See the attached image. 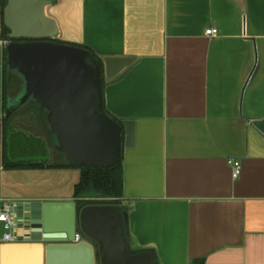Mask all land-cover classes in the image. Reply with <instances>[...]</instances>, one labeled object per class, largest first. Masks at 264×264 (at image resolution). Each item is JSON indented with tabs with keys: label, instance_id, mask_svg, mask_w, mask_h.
<instances>
[{
	"label": "crops",
	"instance_id": "0c3cea01",
	"mask_svg": "<svg viewBox=\"0 0 264 264\" xmlns=\"http://www.w3.org/2000/svg\"><path fill=\"white\" fill-rule=\"evenodd\" d=\"M48 15L59 42L134 59L103 96L114 118L135 123L123 150L135 248L158 264H264V0H55ZM2 25L0 8V199L78 200L79 168L6 167ZM22 244L0 245V264H39Z\"/></svg>",
	"mask_w": 264,
	"mask_h": 264
},
{
	"label": "water",
	"instance_id": "95a60500",
	"mask_svg": "<svg viewBox=\"0 0 264 264\" xmlns=\"http://www.w3.org/2000/svg\"><path fill=\"white\" fill-rule=\"evenodd\" d=\"M54 2L7 0L5 65L18 87L8 94L6 119L17 130L20 122L40 119L47 136L37 139L47 144L35 163L50 158L59 166L111 168L125 148L134 147L135 123L104 112V82L118 78L134 59L105 58L102 70L89 51L59 42L57 22L48 15ZM55 156L60 159L53 163ZM15 214L26 231L17 247L24 254L36 250L39 264H158L154 250L132 244L129 212L118 199L22 202Z\"/></svg>",
	"mask_w": 264,
	"mask_h": 264
},
{
	"label": "trees",
	"instance_id": "16d2710c",
	"mask_svg": "<svg viewBox=\"0 0 264 264\" xmlns=\"http://www.w3.org/2000/svg\"><path fill=\"white\" fill-rule=\"evenodd\" d=\"M7 5V0H0V8L2 11V38L9 40L10 30L6 27L4 22V12ZM74 46L81 47L90 52L91 56L95 60L97 64L103 70V60L99 58L90 48H87L82 45L71 44ZM104 77V74H103ZM11 84H13V91H15L18 87L17 81H15L11 76L7 74V67L5 65V84H4V97H5V106L4 109L6 111V103L7 97L10 91ZM105 85V82H104ZM104 91V88H103ZM103 110L107 113L111 118L115 121L121 122L114 118L106 109L104 96H103ZM19 132H16L14 127H12L9 123V120H5V140L7 139L11 141V144L14 143ZM12 148V146H11ZM45 150V149H44ZM45 154V153H44ZM45 166V163H33V162H25L22 160L14 161L10 159V162L6 163V167L10 169H18V168H42ZM56 166V165H54ZM59 165H57L58 167ZM82 171L81 180L79 184L75 187V198L78 200L84 199H118L121 202V206L123 209L128 211V208L123 204L124 200V180H123V153L121 160L118 164L111 168H88L83 167L79 168ZM201 264V263H199ZM203 264V263H202Z\"/></svg>",
	"mask_w": 264,
	"mask_h": 264
},
{
	"label": "rangeland",
	"instance_id": "374dc122",
	"mask_svg": "<svg viewBox=\"0 0 264 264\" xmlns=\"http://www.w3.org/2000/svg\"><path fill=\"white\" fill-rule=\"evenodd\" d=\"M12 88L13 84H11L9 93L14 92ZM40 122L41 121L39 119L32 124H28L24 121L19 123L22 127L31 130V135L27 133H19L20 135L16 137L17 140H15L13 144H11V141H9L8 150L10 151V159L14 161L22 160L33 163L40 161L39 157L41 155L43 156L45 153L44 149L46 145L44 146L43 143L47 144L46 140L41 141V139H37L39 136L42 137V139H44V136H47ZM15 131L18 132L17 129H15ZM58 159L60 158L55 156L53 163L57 162Z\"/></svg>",
	"mask_w": 264,
	"mask_h": 264
},
{
	"label": "built area",
	"instance_id": "2783aa9c",
	"mask_svg": "<svg viewBox=\"0 0 264 264\" xmlns=\"http://www.w3.org/2000/svg\"><path fill=\"white\" fill-rule=\"evenodd\" d=\"M209 36H217V29L208 30ZM8 44V42H7ZM229 165L232 169L233 178L236 180L241 176L242 164L240 161L231 159ZM15 206L16 204L0 199V245L11 243L17 238V225L15 221ZM76 240H81L79 235L76 236Z\"/></svg>",
	"mask_w": 264,
	"mask_h": 264
},
{
	"label": "flooded vegetation",
	"instance_id": "af4514ba",
	"mask_svg": "<svg viewBox=\"0 0 264 264\" xmlns=\"http://www.w3.org/2000/svg\"><path fill=\"white\" fill-rule=\"evenodd\" d=\"M7 120H9V122H10V118H8ZM17 131L18 132L20 131L19 133H25V134L27 133V134H30L29 129L24 128L21 125L18 127V130ZM18 135H20V134H18ZM18 135H17V137H18Z\"/></svg>",
	"mask_w": 264,
	"mask_h": 264
}]
</instances>
